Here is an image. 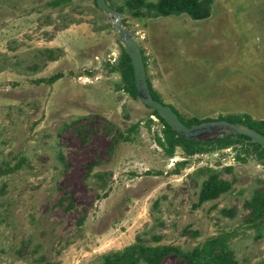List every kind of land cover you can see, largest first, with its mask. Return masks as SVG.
Wrapping results in <instances>:
<instances>
[{"label":"rangeland","instance_id":"1","mask_svg":"<svg viewBox=\"0 0 264 264\" xmlns=\"http://www.w3.org/2000/svg\"><path fill=\"white\" fill-rule=\"evenodd\" d=\"M107 2L123 6L153 89L183 119L264 128V0H211L199 19ZM111 18L95 0H0V264H96L137 238L190 248L217 233L256 264L264 224L246 202L264 197V156L243 140L168 154L164 125L111 68L124 46ZM208 168L230 185L197 203Z\"/></svg>","mask_w":264,"mask_h":264},{"label":"trees","instance_id":"2","mask_svg":"<svg viewBox=\"0 0 264 264\" xmlns=\"http://www.w3.org/2000/svg\"><path fill=\"white\" fill-rule=\"evenodd\" d=\"M61 1L63 0H48V3L57 5ZM125 3L131 14L134 16H158L180 14L184 12L194 19H199L207 17L210 14L211 0H125ZM115 8L121 11L123 10V6L120 4L116 5ZM111 68H117L120 71L122 79L127 84L128 90L133 95H136L132 63L124 46H122L118 61L112 64ZM60 76L61 73L57 72L51 74L47 80L54 81ZM147 80L151 95L157 100L162 101L159 98L157 92L153 89L148 77ZM170 106L177 112L180 119L186 124L190 125L198 121L196 118L188 120L183 119L174 106L171 104ZM152 113L157 116L164 125L165 141L161 140L159 137L157 139L168 154H171L173 152L174 145L179 143L185 144L187 147H194L200 144L216 141L228 143L234 140H243L244 142L248 141L249 143L253 144L257 148V154L259 156H264V146L256 142H251L245 134H229L218 137L215 140H190L184 138L174 129H172L170 125L164 120V118H162L156 112L155 109H152ZM218 118L232 120L223 116ZM206 119L213 118L208 117ZM236 121L244 122L264 134V128L257 124L260 122H256L252 119L245 121L237 119ZM120 135L124 139L129 138L128 134L120 133ZM229 185L230 183L228 181L218 178V172L216 170L208 168L207 176L203 179L198 192L197 203L206 199L217 197L222 191L226 190ZM246 205L251 208V212L253 213L252 218H249L251 224L259 228L261 223L264 224V219L260 217L261 212L264 211V197L255 193L250 199L247 200ZM227 235V233H217L210 235L206 237L201 244H196L190 248H182L181 246L172 243L147 244L137 238L135 241L124 245L122 248L101 253L96 264H161L163 257L168 254H174L175 256L179 257L182 259L183 264H247L245 262H240L235 258L233 251L227 242ZM256 264H264V258L259 260Z\"/></svg>","mask_w":264,"mask_h":264},{"label":"water","instance_id":"3","mask_svg":"<svg viewBox=\"0 0 264 264\" xmlns=\"http://www.w3.org/2000/svg\"><path fill=\"white\" fill-rule=\"evenodd\" d=\"M95 1L97 6L104 10L105 13L112 15L110 19L111 23L117 29L118 36L132 63L136 98L138 100L155 109L170 127L184 138L200 141L215 140L221 136L241 133L245 134L251 142L264 146V134L245 123L230 121L224 118H213L188 125L180 119L170 104L154 98L150 92L143 53L136 40L135 33L127 29L120 21L121 11L112 7L107 0Z\"/></svg>","mask_w":264,"mask_h":264}]
</instances>
